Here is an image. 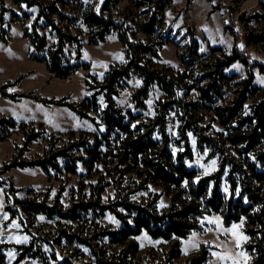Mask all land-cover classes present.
Segmentation results:
<instances>
[{
  "label": "rangeland",
  "instance_id": "rangeland-1",
  "mask_svg": "<svg viewBox=\"0 0 264 264\" xmlns=\"http://www.w3.org/2000/svg\"><path fill=\"white\" fill-rule=\"evenodd\" d=\"M89 13L114 24L104 38ZM152 14L160 25L146 32ZM119 31L151 51L136 49L129 65ZM233 48L251 60L253 82L228 126L213 107L238 99L248 70L240 59L222 65ZM59 49L65 76L49 65ZM137 65L168 88L151 80L144 91ZM214 80L220 98L205 101ZM263 92L264 0H0V264H254L245 217L226 224L209 211L170 239L123 230L134 224L127 204L164 213L179 193L154 163L168 175L183 163L194 181L220 172L227 196L231 162L245 163L244 180L264 196L248 167L264 143L245 152L229 134L249 128ZM105 111L116 114L109 123Z\"/></svg>",
  "mask_w": 264,
  "mask_h": 264
},
{
  "label": "trees",
  "instance_id": "trees-1",
  "mask_svg": "<svg viewBox=\"0 0 264 264\" xmlns=\"http://www.w3.org/2000/svg\"><path fill=\"white\" fill-rule=\"evenodd\" d=\"M87 17L89 23L102 29L100 31V39L104 38V35L114 26L112 21L103 13H89ZM141 23L140 27L142 30L151 32L160 25V17L152 14L146 21ZM119 38L126 45L129 55L132 56L129 65L133 64V56L137 51H151L150 47L145 44H138L136 46L129 42L122 31H119ZM59 51L60 49L52 51L49 65L52 71L60 76H65L67 71L58 64L59 58L57 53ZM236 59H240L248 67L247 76L239 81V83L242 84L241 95L238 96L236 100H229V102H227L229 104H216L213 107L221 123L228 126H231V123L235 122L237 119L238 111L240 107H242L246 99V93L249 91L248 89L252 86L253 82L251 60L248 56L242 55L236 48H233V52L222 61V65H228ZM137 69H139L141 74L145 77L144 91L151 80H157L158 83L165 88L167 87L166 85L168 82H166L164 78L158 75L153 76L154 72L152 74L145 72L144 68L140 65H137ZM122 71L123 74H127V68ZM207 85L208 87L201 93V98L205 101L216 102L220 98L219 89L222 85L219 84L218 80L208 82ZM251 89L255 90V87ZM262 97L260 102L253 105L252 115L247 117L246 122L249 124L248 129L239 130V128L235 127L230 128L231 131L229 134L235 135V137L231 138L232 143L243 144L244 147L242 150L245 152H251L258 143H264V92ZM199 105L200 104H198V107ZM104 113L107 123L110 122V117L116 115L108 111ZM7 121L12 126L15 124L11 119H7ZM116 124L123 129H127V126L123 125L119 118H116ZM133 147L135 151H137L141 149V143L135 142ZM251 153L252 158L250 162L252 164L251 167H248L252 170L254 179H264V170H260L258 167V164H262L264 161V150L259 152L253 151ZM36 163L40 164L43 169L47 171L48 166L43 160H39ZM152 166L158 171V175L161 179L173 181L174 185L179 188V193L172 197L169 211L164 213L151 211L137 204H127V209L134 215V224L133 226L130 224L127 225L126 229L123 230L127 232L126 234H137L142 228H145L153 237H163L167 239L175 236L185 237L196 227V222L190 220V218L201 217L206 212H220L226 224H230L233 221H238L242 217H245L246 224L244 230L248 236L246 247L253 255L254 264H264V196L260 193L261 190L252 188L251 184L244 180L245 163L231 162L227 177L230 183V194L228 196L221 190L220 172L203 175L197 181H194L193 178L196 171L186 168L183 163L179 165L176 174L170 173L169 175L165 173L159 164L154 163ZM184 179H187L186 185L183 184ZM239 185L242 186V193L239 196H235V191ZM185 192H187V199L182 198ZM244 197L247 199V202L243 201ZM33 211H46V206L42 203H36L33 206ZM121 238H123V236H119L117 240ZM202 259L203 258H199V260ZM114 264L121 263L114 262Z\"/></svg>",
  "mask_w": 264,
  "mask_h": 264
}]
</instances>
